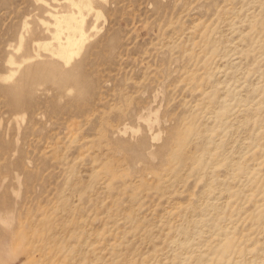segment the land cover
Segmentation results:
<instances>
[{
    "label": "rangeland",
    "instance_id": "rangeland-1",
    "mask_svg": "<svg viewBox=\"0 0 264 264\" xmlns=\"http://www.w3.org/2000/svg\"><path fill=\"white\" fill-rule=\"evenodd\" d=\"M0 264H264V0H0Z\"/></svg>",
    "mask_w": 264,
    "mask_h": 264
},
{
    "label": "bare ground",
    "instance_id": "bare-ground-1",
    "mask_svg": "<svg viewBox=\"0 0 264 264\" xmlns=\"http://www.w3.org/2000/svg\"><path fill=\"white\" fill-rule=\"evenodd\" d=\"M68 55H69V53H67V52L63 53L62 55H61V54H58V56H59L60 58L66 60V61H67Z\"/></svg>",
    "mask_w": 264,
    "mask_h": 264
}]
</instances>
